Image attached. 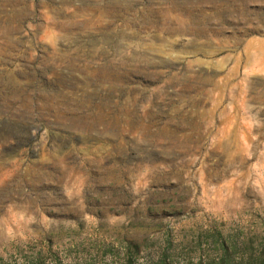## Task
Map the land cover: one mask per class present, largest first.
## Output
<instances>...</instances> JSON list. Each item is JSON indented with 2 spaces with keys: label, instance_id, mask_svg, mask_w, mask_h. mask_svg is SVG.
<instances>
[{
  "label": "rangeland",
  "instance_id": "374dc122",
  "mask_svg": "<svg viewBox=\"0 0 264 264\" xmlns=\"http://www.w3.org/2000/svg\"><path fill=\"white\" fill-rule=\"evenodd\" d=\"M0 264H264V0H0Z\"/></svg>",
  "mask_w": 264,
  "mask_h": 264
}]
</instances>
